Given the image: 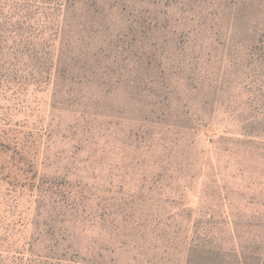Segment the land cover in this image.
Here are the masks:
<instances>
[{"label": "rangeland", "instance_id": "374dc122", "mask_svg": "<svg viewBox=\"0 0 264 264\" xmlns=\"http://www.w3.org/2000/svg\"><path fill=\"white\" fill-rule=\"evenodd\" d=\"M0 264H264V0H0Z\"/></svg>", "mask_w": 264, "mask_h": 264}]
</instances>
